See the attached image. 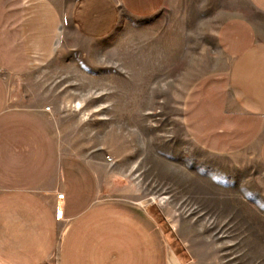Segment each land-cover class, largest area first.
I'll return each instance as SVG.
<instances>
[{
	"label": "rangeland",
	"instance_id": "obj_1",
	"mask_svg": "<svg viewBox=\"0 0 264 264\" xmlns=\"http://www.w3.org/2000/svg\"><path fill=\"white\" fill-rule=\"evenodd\" d=\"M115 10L107 36L66 30L35 67L0 70L6 106L41 111L58 152L97 170V197L150 221L155 251L140 220L115 223L117 264H264V163L202 146L185 114L197 81L226 65L218 25L256 13L247 0Z\"/></svg>",
	"mask_w": 264,
	"mask_h": 264
},
{
	"label": "crops",
	"instance_id": "obj_2",
	"mask_svg": "<svg viewBox=\"0 0 264 264\" xmlns=\"http://www.w3.org/2000/svg\"><path fill=\"white\" fill-rule=\"evenodd\" d=\"M247 1L256 16L218 25L215 39L226 65L197 81L185 114L202 146L254 151L264 163V0ZM118 3L146 15L163 0ZM116 22L115 0H0V70L35 67L66 30L98 38ZM1 93L0 87V264H117L115 229L134 219L155 251L150 221L125 203L99 199L97 170L63 157L43 113L7 107ZM151 263L161 264L155 254Z\"/></svg>",
	"mask_w": 264,
	"mask_h": 264
},
{
	"label": "built area",
	"instance_id": "obj_3",
	"mask_svg": "<svg viewBox=\"0 0 264 264\" xmlns=\"http://www.w3.org/2000/svg\"><path fill=\"white\" fill-rule=\"evenodd\" d=\"M109 157H107V159H108ZM108 161H110V160H108ZM63 193L62 192H60V193H57L56 194V198L58 199V200H62L63 199ZM55 216L58 218V217H61V210L60 209H57L56 211H55Z\"/></svg>",
	"mask_w": 264,
	"mask_h": 264
}]
</instances>
